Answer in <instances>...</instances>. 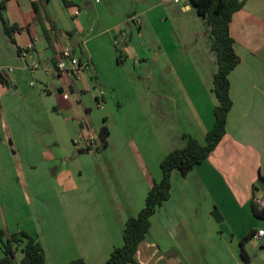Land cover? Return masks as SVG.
<instances>
[{"label":"crops","instance_id":"obj_1","mask_svg":"<svg viewBox=\"0 0 264 264\" xmlns=\"http://www.w3.org/2000/svg\"><path fill=\"white\" fill-rule=\"evenodd\" d=\"M62 1L0 0L4 21L18 29L9 37L0 19V227L36 238L46 264H105L123 245L126 220L161 181L163 158L185 145V134L205 143L216 57L210 46L209 80L177 36L170 16L191 13L189 0H65L70 8ZM171 2L180 9L166 8ZM68 33L74 53L90 62L80 80L55 72L61 49L72 47ZM230 35L241 62L229 75L226 135L187 175L172 173L170 199L150 218L139 264H247L245 238L248 264H264V236L253 239L264 220L252 209L264 197V0H248L233 15ZM130 48L146 67L142 79L153 83L148 90L134 81Z\"/></svg>","mask_w":264,"mask_h":264},{"label":"trees","instance_id":"obj_2","mask_svg":"<svg viewBox=\"0 0 264 264\" xmlns=\"http://www.w3.org/2000/svg\"><path fill=\"white\" fill-rule=\"evenodd\" d=\"M49 0H46L48 2ZM192 7L205 24L208 26L211 37V50L216 57V71L213 76L212 93L216 101L214 109V124L207 132L205 143L200 144L194 137L183 135L185 145L174 149L166 155L160 164L162 179L154 183L147 193L145 205L137 216L126 220L123 227V245L116 248L105 264H139L136 258L139 246L145 241L150 230V218L157 212L171 196L172 173L179 171L187 175L196 166L205 161L217 148L226 135L228 115L232 109L233 102L230 97V73L240 64L241 59L234 47V40L230 35V23L233 15L241 10L248 0H189ZM66 8L72 3L63 1ZM4 2L0 3V19L5 33L11 37L17 27H9L4 21L1 10ZM34 10L38 12V4L33 3ZM73 37L72 33H68ZM48 42H51L49 34L46 33ZM129 38V36L127 37ZM72 50H76L71 47ZM117 49V47H116ZM118 51L119 60L123 58L122 51ZM82 61L83 59L79 57ZM56 65L57 61L54 60ZM0 83L6 84L4 76L0 74ZM109 129L103 125L99 131V139L102 146H108ZM255 189V187H254ZM252 209L254 215L264 220V210L258 209L253 201ZM254 232L251 233V237ZM245 238L241 241V256L248 264L249 258L243 249ZM21 247L23 255L19 263L16 262V254ZM0 248L3 256L0 264H46L45 253L40 242L24 231L8 234L0 227ZM68 264H85L82 260H74Z\"/></svg>","mask_w":264,"mask_h":264},{"label":"rangeland","instance_id":"obj_3","mask_svg":"<svg viewBox=\"0 0 264 264\" xmlns=\"http://www.w3.org/2000/svg\"><path fill=\"white\" fill-rule=\"evenodd\" d=\"M62 4L64 6L63 1H62ZM180 7H181V5H175L173 2H171L166 8H168V9L173 8V11H177L180 9ZM170 20L172 21V23L175 26V31L177 32V36H178L179 40L182 42V44H184V46L188 47V50H190L189 53H190V57L192 59V63L194 64V66L197 68V70L199 71V73L202 76L204 75L205 78L210 80L211 76H210V74H208V72H209V69L212 67L211 56H210L211 37H210V34L205 33L206 27H205V23H203L204 20L196 15L195 9L192 10L191 13H188V15L183 16V18L181 20H178L177 16L176 17L170 16ZM177 28L180 29V32ZM149 31L151 33V36L154 38V40H156V37L153 34V32L151 30H149ZM146 48L148 49V52H147L148 54H151V53L153 54L154 50L150 51V49L147 46H146ZM115 49H116V47L114 45H112V51H115ZM117 50L122 51L123 46H121L119 44L117 46ZM194 52L196 53V55ZM78 53H79V51H78ZM104 53H106V51H104ZM120 54L125 55L123 53V51L120 52ZM211 55H213V53ZM129 58H130V61L134 60L133 62H130L131 67L133 65L136 67V72H135L136 75H135V77H133L134 81L139 82L140 84H142V86H144L148 90L149 86H153V83L148 81L147 79L146 80L142 79V77L144 75H146V72L144 71V69L146 67L144 69L140 68V64L138 62V58H140L139 52L137 50H135V52H133L132 48H130ZM131 67H130V69L133 68V67L132 68ZM132 70H134V69H132ZM130 82H131V77H130ZM132 92H133V90H132V88H130V96L132 95ZM96 115H98V113L94 114L95 117H96ZM43 121L47 122V123L49 122V124H52V120L49 121V119L46 116L43 117ZM73 126H74V128H77L75 126V124ZM95 150L96 149H94V151ZM263 173H264V170H263ZM258 184H259V187L262 186V192L264 193V180H261ZM8 234H11V233H8ZM22 257H23V255L21 253V247H20L18 249L17 254H16V262L19 263L20 260L22 259Z\"/></svg>","mask_w":264,"mask_h":264},{"label":"built area","instance_id":"obj_4","mask_svg":"<svg viewBox=\"0 0 264 264\" xmlns=\"http://www.w3.org/2000/svg\"><path fill=\"white\" fill-rule=\"evenodd\" d=\"M179 0H176L178 2ZM79 11L76 10L74 12L75 17L79 16ZM129 23L140 26L142 24V20L137 16H131L129 18ZM115 45H119V41L115 40ZM39 68V65L35 62L32 66V70H36ZM90 70V62L88 60H80V58L74 53L71 47L61 49L59 52V56L57 58V63L55 66L56 74L66 76L72 80H80L84 74V72ZM0 74L2 71L0 70ZM254 203L258 209L264 210V197L255 198ZM264 236V230H259L254 236L253 239L258 241L260 238Z\"/></svg>","mask_w":264,"mask_h":264},{"label":"water","instance_id":"obj_5","mask_svg":"<svg viewBox=\"0 0 264 264\" xmlns=\"http://www.w3.org/2000/svg\"><path fill=\"white\" fill-rule=\"evenodd\" d=\"M71 45H72V47H74V48H78V44H77V42H76V38H72L71 39ZM212 215L217 219V218H219L220 219V215H219V212L217 211V210H214L213 211V213H212Z\"/></svg>","mask_w":264,"mask_h":264}]
</instances>
